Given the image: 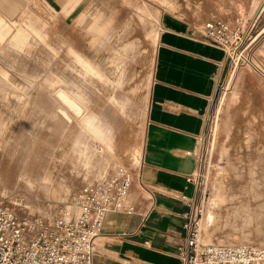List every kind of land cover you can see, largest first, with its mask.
Wrapping results in <instances>:
<instances>
[{"label": "rangeland", "instance_id": "rangeland-1", "mask_svg": "<svg viewBox=\"0 0 264 264\" xmlns=\"http://www.w3.org/2000/svg\"><path fill=\"white\" fill-rule=\"evenodd\" d=\"M239 1L81 0L68 17L61 3L0 2V203L42 224L75 215L89 176L124 165L135 178L162 17L262 28L261 0ZM198 163L202 242L264 245V77L251 66L225 64Z\"/></svg>", "mask_w": 264, "mask_h": 264}, {"label": "crops", "instance_id": "crops-1", "mask_svg": "<svg viewBox=\"0 0 264 264\" xmlns=\"http://www.w3.org/2000/svg\"><path fill=\"white\" fill-rule=\"evenodd\" d=\"M22 1L0 0L13 5ZM27 1L46 2L52 9L61 3L63 17H68L81 0ZM261 3L259 13L264 12V0ZM0 19L4 20L1 14ZM225 64L223 50L204 39L199 27L171 15L162 17L138 172L132 183L135 210L106 214L93 264H183L178 249L187 239L185 202L197 197V186L187 179L198 169L208 115ZM62 99L80 109L66 96Z\"/></svg>", "mask_w": 264, "mask_h": 264}, {"label": "built area", "instance_id": "built-area-1", "mask_svg": "<svg viewBox=\"0 0 264 264\" xmlns=\"http://www.w3.org/2000/svg\"><path fill=\"white\" fill-rule=\"evenodd\" d=\"M257 21L258 16L247 22L210 17L201 25L200 34L223 50L229 67L251 66L264 77V44L258 43L264 26L256 29ZM88 178L71 194L76 209L68 219L36 223L0 203V264H93L106 214L134 212V205L127 202L134 174L120 165L110 175ZM187 180L196 185L194 176ZM185 203L189 208L183 222L187 239L178 249L183 264H264V245L203 243V204L197 197Z\"/></svg>", "mask_w": 264, "mask_h": 264}, {"label": "bare ground", "instance_id": "bare-ground-1", "mask_svg": "<svg viewBox=\"0 0 264 264\" xmlns=\"http://www.w3.org/2000/svg\"><path fill=\"white\" fill-rule=\"evenodd\" d=\"M240 3L242 2L243 4H245L244 6L246 7L245 9L248 11L249 9H251L252 7H253V5L255 4V1L254 0H251V1H239ZM234 5H236V6H238V2L237 3H235ZM239 9V8H238ZM243 12V11H242ZM257 164V163H256ZM263 164V163H262ZM251 166V165H250ZM118 167V166H117ZM116 167V168H117ZM115 168V169H116ZM136 169H138V166L137 167H135ZM259 168H261V166L259 167ZM252 172V171H251ZM261 174H262V172H261ZM264 175V174H263ZM262 175V176H263ZM137 176V175H136ZM259 176V175H258ZM262 176H260V177H262ZM259 179H261V178H259ZM135 183H137L136 182V180H135ZM134 183V184H135ZM256 183V182H255ZM247 184V183H246ZM132 187L130 188V195H129V199L130 200H132V198H131V196H132V188H133V186L134 185H131ZM231 190V189H230ZM252 190V189H251ZM264 190V189H263ZM240 192V191H239ZM233 193H235L234 191H233ZM248 193V192H247ZM261 194V193H260ZM263 194V193H262ZM261 194V195H262ZM234 195V194H233ZM230 196V195H229ZM234 196H236V195H234ZM253 196H255V195H253ZM258 196V195H257ZM263 196V195H262ZM240 197V196H239ZM243 198V197H242ZM249 198H251V197H249ZM245 199V198H244ZM252 200V199H251ZM133 201V200H132ZM246 201V200H245ZM254 201V200H253ZM256 201H258V200H256ZM257 203V202H256ZM236 207V206H235ZM242 207V206H241ZM253 207V206H252ZM255 207V206H254ZM257 208V207H256ZM233 209V208H232ZM254 209V208H253ZM231 210V209H230ZM233 211V210H232ZM235 212V211H234ZM248 212H249V209H248V207H243L242 208V212H241V214L243 215V217L241 218V219H244L245 221H247L248 219H247V216L248 215H251V214H248ZM232 213V212H231ZM258 213V212H257ZM239 215H240V213H239ZM261 215V214H260ZM236 216V215H235ZM233 217V216H232ZM250 217V216H249ZM234 218V217H233ZM258 219V218H257ZM259 221V220H258ZM233 223H234V221H233ZM248 223H251V222H248ZM241 224V223H240ZM246 224V223H245ZM247 225V224H246ZM236 226V225H235Z\"/></svg>", "mask_w": 264, "mask_h": 264}]
</instances>
